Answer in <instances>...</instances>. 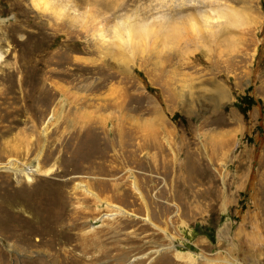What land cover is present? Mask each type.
I'll return each mask as SVG.
<instances>
[{
  "label": "rangeland",
  "instance_id": "obj_1",
  "mask_svg": "<svg viewBox=\"0 0 264 264\" xmlns=\"http://www.w3.org/2000/svg\"><path fill=\"white\" fill-rule=\"evenodd\" d=\"M204 7L0 0V264H264V0Z\"/></svg>",
  "mask_w": 264,
  "mask_h": 264
},
{
  "label": "clouds",
  "instance_id": "obj_2",
  "mask_svg": "<svg viewBox=\"0 0 264 264\" xmlns=\"http://www.w3.org/2000/svg\"><path fill=\"white\" fill-rule=\"evenodd\" d=\"M205 7L199 13L201 19L217 18L230 21V26L243 29L246 26V13L242 8H227V0H204ZM169 17L163 13L145 18L138 9L121 14L111 25L109 39L134 57L140 38L150 34L153 26L167 25Z\"/></svg>",
  "mask_w": 264,
  "mask_h": 264
},
{
  "label": "bare ground",
  "instance_id": "obj_3",
  "mask_svg": "<svg viewBox=\"0 0 264 264\" xmlns=\"http://www.w3.org/2000/svg\"><path fill=\"white\" fill-rule=\"evenodd\" d=\"M8 167V166H7ZM89 190V189H88Z\"/></svg>",
  "mask_w": 264,
  "mask_h": 264
}]
</instances>
